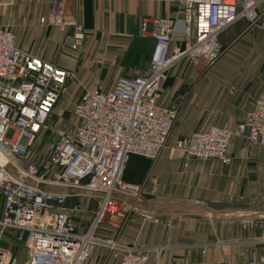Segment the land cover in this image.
Wrapping results in <instances>:
<instances>
[{
  "label": "built area",
  "instance_id": "1",
  "mask_svg": "<svg viewBox=\"0 0 264 264\" xmlns=\"http://www.w3.org/2000/svg\"><path fill=\"white\" fill-rule=\"evenodd\" d=\"M172 1L177 4L175 15L153 19L156 41L147 72L120 74L105 90L86 89L74 105L77 121L72 130L49 123V118L74 72L23 50L14 31L0 22V264H87L97 245L121 254L120 264H148L145 249L104 238L98 229L104 220L123 217L121 196L140 189L124 179L132 154L156 159L179 118L178 100L158 103L160 85L182 60L202 67L212 64L222 51L221 33L240 18L256 21L264 2ZM47 22L72 27L63 44L82 49L83 28L66 0H53ZM143 29L148 30L147 20ZM49 131L51 140H44ZM234 135L264 145V84L235 128L211 122L178 137L172 151L186 159L230 163ZM73 196L97 202L85 231L78 229L76 216L86 208L70 204ZM142 216L168 228L173 225L171 216ZM262 237L264 242V222ZM250 264H264V252Z\"/></svg>",
  "mask_w": 264,
  "mask_h": 264
},
{
  "label": "crops",
  "instance_id": "2",
  "mask_svg": "<svg viewBox=\"0 0 264 264\" xmlns=\"http://www.w3.org/2000/svg\"><path fill=\"white\" fill-rule=\"evenodd\" d=\"M66 2L83 28L81 50L63 44L72 27L47 22L53 0H0V22L14 31L23 50L74 72L55 106L62 128H68L62 121L66 112L75 125L74 105L86 89L105 90L120 74L146 73L156 41L153 19L177 13L172 0ZM145 20L148 30L143 29ZM182 26L179 20L180 31ZM249 51L251 46L242 39L236 47L228 45L208 66L182 60L171 69L160 85L158 103L178 100L179 118L156 159L132 154L124 179L140 189L121 196L125 215L104 220L98 235L145 249L148 264H250L263 254L264 145L234 135L230 163L218 158L186 159L172 151L178 137L211 122L235 128L253 108L264 84L263 59L255 58L264 57V34L258 35L257 55ZM231 83L237 85L234 93ZM69 203L86 204L87 197L73 196ZM145 212L173 217L172 227L145 221ZM89 216H76L80 231L88 227ZM120 263L121 254L104 245H97L87 262Z\"/></svg>",
  "mask_w": 264,
  "mask_h": 264
},
{
  "label": "rangeland",
  "instance_id": "3",
  "mask_svg": "<svg viewBox=\"0 0 264 264\" xmlns=\"http://www.w3.org/2000/svg\"><path fill=\"white\" fill-rule=\"evenodd\" d=\"M261 5L263 7L264 2ZM223 33H225V34L220 36V40H221V44H222V51H221L220 56L224 53L225 48L228 45L236 47L242 39L247 41L248 44L251 46V51H249V54L250 55L254 54V56H256L257 52L255 51V48H256V43L258 40V35L261 33H262V35L264 34V9L262 10V8L260 9V7H259V17L256 21H249L246 18H240L239 20H237L236 22H234L233 24L228 26L224 30ZM220 56L215 61H217L220 58ZM255 58H259L260 61H261V58L263 59L261 61V66H260L261 72L263 74L264 73V57H263V55H258ZM255 58L252 60H255ZM215 61H213V63ZM241 62L244 63L243 60ZM187 64L190 65L193 63H187ZM236 88H237V85L235 83H231L230 90L234 89V91L231 93H234ZM54 111H55V108H54V110H53V112L49 118V123L57 125L58 117L55 116ZM73 118H72V115L70 112L63 113L62 121L67 123V125H68V128L66 127V129L72 130ZM52 136H53V133L51 131L46 132L44 140L50 141ZM49 146H50V143L47 142L44 145L43 150L44 151L47 150L49 148ZM88 200L89 199H87L86 204H83V207L86 208L85 213H89V215H90L89 218H90L92 215L94 216L95 212L98 210V205H97L96 201H93V200L88 201ZM70 204H76V203H70ZM89 218H88V220H89Z\"/></svg>",
  "mask_w": 264,
  "mask_h": 264
}]
</instances>
